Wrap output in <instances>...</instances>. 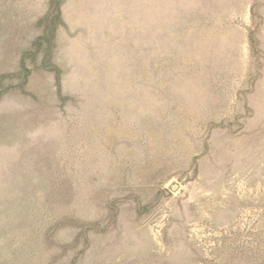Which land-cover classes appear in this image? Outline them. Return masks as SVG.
Instances as JSON below:
<instances>
[{"label": "rangeland", "instance_id": "374dc122", "mask_svg": "<svg viewBox=\"0 0 264 264\" xmlns=\"http://www.w3.org/2000/svg\"><path fill=\"white\" fill-rule=\"evenodd\" d=\"M0 264H264V0H0Z\"/></svg>", "mask_w": 264, "mask_h": 264}]
</instances>
